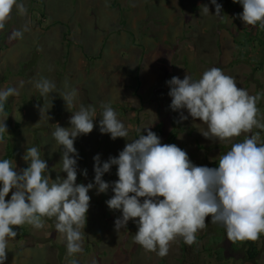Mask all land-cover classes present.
<instances>
[{
	"label": "rangeland",
	"instance_id": "374dc122",
	"mask_svg": "<svg viewBox=\"0 0 264 264\" xmlns=\"http://www.w3.org/2000/svg\"><path fill=\"white\" fill-rule=\"evenodd\" d=\"M26 12L13 6L0 29V87H16L0 112L6 131L0 140V158L10 142L15 170L27 167L22 159L26 148L35 146L47 161L49 176H66L58 171L61 148L51 135L59 124L69 127V117L79 105L95 108L93 129L74 139L77 150L76 182L93 181V156L101 162L117 156L125 144L144 127L155 132L161 143L175 144L186 151L197 166H217L219 156L232 143L259 134L264 129L225 140L209 139L201 132L206 124L169 108L171 97L166 81L185 73L198 79L217 67L234 78L250 95L260 94L257 120L264 124V30L248 41L249 25L237 15L242 5L233 0H217L221 14H214L210 0H22ZM207 4V14L200 9ZM20 30L19 38L9 33ZM250 44H249V43ZM262 42V44H260ZM250 50L252 52H250ZM47 78L55 89L43 98L34 82ZM76 89L70 110L62 92ZM108 103L128 130L126 137L110 138L101 133L97 121L103 104ZM40 107L43 111L40 115ZM201 131V132H200ZM175 132L174 138L170 135ZM53 148H56L53 150ZM71 155V154H70ZM116 165L102 175L114 181ZM14 189L6 195L7 200ZM89 207L81 229V251L68 254L62 235L54 228V218L42 217L43 227L14 226L17 235L8 240L4 264H242L245 245L227 238L222 225L205 218L191 245L177 236L169 242L166 255L145 250L133 242L137 226L130 218L118 231L114 228L120 210H111L105 201L113 195L111 185L97 194L89 189ZM162 198V197H161ZM141 200L143 197L140 198ZM259 256L254 264H264V234L258 236Z\"/></svg>",
	"mask_w": 264,
	"mask_h": 264
},
{
	"label": "clouds",
	"instance_id": "9594fccd",
	"mask_svg": "<svg viewBox=\"0 0 264 264\" xmlns=\"http://www.w3.org/2000/svg\"><path fill=\"white\" fill-rule=\"evenodd\" d=\"M233 2L242 5L237 15L245 25L264 29V0ZM210 3L219 16L221 4L217 0ZM204 5L200 14L210 12L208 5ZM13 6L21 15L26 12L22 0H0V29ZM21 35L20 30H14L9 38ZM166 84L171 97L169 108L187 110L188 115L180 111V120L191 116L206 124L207 129L200 131L206 138L219 141L251 132L254 126L264 129L256 118L260 94L250 95L220 68L211 67L198 79L187 73L182 79L172 76ZM33 86L42 98L56 87L47 78L35 81ZM17 94L16 87H0V112L8 97ZM76 95L73 88L59 96L70 110ZM39 111L41 115L42 107ZM99 117L101 133H108L112 139L128 135L108 103L103 104ZM94 118L95 108L81 104L72 111L69 127L57 124L51 132L61 148L58 171L66 176L52 179L47 161L35 146L26 148L22 159L27 167L20 171L15 170L13 159H0V264L6 259L8 240L17 235L13 226L29 224L41 228L42 217L54 218V228L62 235L69 255L80 252L81 229L90 200L88 191L94 186L99 194L111 185L113 195L105 203L109 209L121 212L114 220V228L118 231L131 218L137 226L133 242L145 250L157 251L160 256L166 255L169 242L177 236L189 245L194 243L197 231L205 227L206 216H210L212 223L222 225L233 242L256 240L264 234V142H259L258 133L232 143L219 156L217 166L208 167L195 165L177 145L161 143L160 137L147 127L143 128L146 134L138 128V136L127 142L117 156L101 162L99 154L94 155L93 181L77 183L78 153L74 139L93 129ZM4 121L0 122V140L7 130ZM112 165L117 166L118 179L103 180L102 175ZM10 189L14 191L6 200Z\"/></svg>",
	"mask_w": 264,
	"mask_h": 264
},
{
	"label": "trees",
	"instance_id": "16d2710c",
	"mask_svg": "<svg viewBox=\"0 0 264 264\" xmlns=\"http://www.w3.org/2000/svg\"><path fill=\"white\" fill-rule=\"evenodd\" d=\"M248 34V41H253V45L255 46L257 40L255 39L257 37V34L259 33L257 26H253V25H249L247 28H244ZM264 30V29H263ZM249 43V42H248ZM250 44V43H249ZM260 44H262V42H260ZM250 52H252L250 50ZM5 109V105H4V109ZM175 136V132H173L170 135V140H172V138H174ZM14 156V150L12 147V144L10 142L6 143V147H5V152L2 155V157L0 159H9L11 160V158ZM14 228V226H13ZM14 230L16 231V229L14 228ZM257 241L258 238L256 240H242L241 242L245 245V256H244V262L242 264H254V262H256L258 256H259V248L257 245Z\"/></svg>",
	"mask_w": 264,
	"mask_h": 264
}]
</instances>
